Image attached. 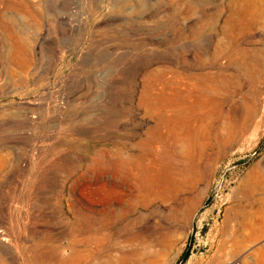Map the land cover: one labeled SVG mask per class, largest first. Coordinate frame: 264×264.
Listing matches in <instances>:
<instances>
[{
    "label": "rangeland",
    "instance_id": "374dc122",
    "mask_svg": "<svg viewBox=\"0 0 264 264\" xmlns=\"http://www.w3.org/2000/svg\"><path fill=\"white\" fill-rule=\"evenodd\" d=\"M257 174L264 0H0V264H264Z\"/></svg>",
    "mask_w": 264,
    "mask_h": 264
},
{
    "label": "bare ground",
    "instance_id": "6f19581e",
    "mask_svg": "<svg viewBox=\"0 0 264 264\" xmlns=\"http://www.w3.org/2000/svg\"><path fill=\"white\" fill-rule=\"evenodd\" d=\"M250 184L252 187L259 189L263 194V197H261L259 201L251 200L247 203L246 207H249V212L248 215H246L245 220L243 221V225L249 230L248 239L251 241H256L260 237H262L264 233V177L257 174V176H254L253 181ZM251 194L252 193H250V195ZM255 202H257L258 206H256V208ZM226 243V240H222L219 244V248H224ZM235 246L239 247V244L236 243ZM239 258L240 256L236 257L235 259H231L227 264H236ZM219 260L220 259H216L214 264H218Z\"/></svg>",
    "mask_w": 264,
    "mask_h": 264
},
{
    "label": "trees",
    "instance_id": "16d2710c",
    "mask_svg": "<svg viewBox=\"0 0 264 264\" xmlns=\"http://www.w3.org/2000/svg\"><path fill=\"white\" fill-rule=\"evenodd\" d=\"M186 258H187V254L184 255V259H186Z\"/></svg>",
    "mask_w": 264,
    "mask_h": 264
}]
</instances>
